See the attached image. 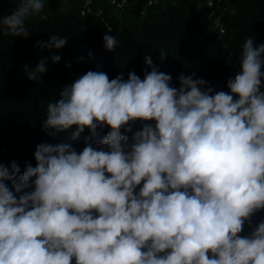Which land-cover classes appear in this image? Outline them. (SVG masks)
Returning <instances> with one entry per match:
<instances>
[{"label":"clouds","instance_id":"clouds-1","mask_svg":"<svg viewBox=\"0 0 264 264\" xmlns=\"http://www.w3.org/2000/svg\"><path fill=\"white\" fill-rule=\"evenodd\" d=\"M44 3L19 0L0 17V35L26 38L25 21ZM103 42L117 44L107 33ZM145 64L143 79L87 71L47 105L49 135L88 130L81 152L38 144L21 175L0 163V264H264V219H251L264 209V44L245 40L229 92L213 94L194 73L173 87L150 57ZM44 72L41 59L28 79Z\"/></svg>","mask_w":264,"mask_h":264},{"label":"trees","instance_id":"trees-1","mask_svg":"<svg viewBox=\"0 0 264 264\" xmlns=\"http://www.w3.org/2000/svg\"><path fill=\"white\" fill-rule=\"evenodd\" d=\"M95 1L101 4L100 0ZM146 1L130 0L128 8L119 14L122 17L107 11L103 19L81 16L77 7L68 11L45 10L34 23L25 21L29 30L26 38L0 35V163L9 167L15 162L21 175L26 165L35 167L38 144L67 143L77 153L83 150L84 138L89 135L87 129L73 140L75 126L53 137L49 135L51 129H42V123L47 105L59 99L65 85L87 71L105 72L109 80L121 74L126 80L130 72L143 79L151 71L145 64V58L150 57L152 66L171 76L173 87H179L180 76L194 73L193 79H204L213 88V94L229 92L227 81L239 71L245 40L251 37L255 46L264 44V0H228L232 13L222 17L225 38L192 11V0H160L142 14ZM18 4L17 0H0V17L11 14ZM106 33L116 37L112 51L104 47ZM53 35L66 38L65 46H38L37 42L47 43ZM53 56L60 60L53 63ZM41 59L46 72L38 74L37 80H29L28 73ZM261 71L264 72V66ZM140 129L141 122H135L132 131ZM109 130L98 128L97 132L105 136ZM127 135L131 142L132 133ZM6 184L11 190V182ZM251 219L255 227L264 219V209ZM251 230L245 224L239 235L247 236Z\"/></svg>","mask_w":264,"mask_h":264},{"label":"built area","instance_id":"built-area-1","mask_svg":"<svg viewBox=\"0 0 264 264\" xmlns=\"http://www.w3.org/2000/svg\"><path fill=\"white\" fill-rule=\"evenodd\" d=\"M77 2V11L81 16H96L103 19L106 12L110 11L112 15H119L129 6L130 0H100L101 4L96 3L95 0H73ZM160 0H147L142 14L145 8L154 5ZM173 1V0H172ZM203 16L206 24L219 35L225 33V26L223 23L222 15L218 10V0H212L211 6H209L208 0L203 2Z\"/></svg>","mask_w":264,"mask_h":264},{"label":"rangeland","instance_id":"rangeland-1","mask_svg":"<svg viewBox=\"0 0 264 264\" xmlns=\"http://www.w3.org/2000/svg\"><path fill=\"white\" fill-rule=\"evenodd\" d=\"M19 2V0H17ZM203 2L204 0H192V11L199 14L202 22L206 24L204 16H203ZM77 7V2L73 0H46L44 3V8L42 11L36 15H30L27 19L30 23H34L36 19H38L43 11L45 10H55V11H68L74 10ZM76 9V8H75ZM218 10L223 18L229 17L232 13V7L229 5L228 0H218ZM121 16V15H119ZM122 17V16H121ZM208 26V25H207ZM209 27V26H208ZM225 38L224 35L220 36ZM104 136L99 134L98 132L93 136L92 144L93 147L97 144L99 140H101Z\"/></svg>","mask_w":264,"mask_h":264},{"label":"crops","instance_id":"crops-1","mask_svg":"<svg viewBox=\"0 0 264 264\" xmlns=\"http://www.w3.org/2000/svg\"><path fill=\"white\" fill-rule=\"evenodd\" d=\"M46 1V0H45Z\"/></svg>","mask_w":264,"mask_h":264}]
</instances>
